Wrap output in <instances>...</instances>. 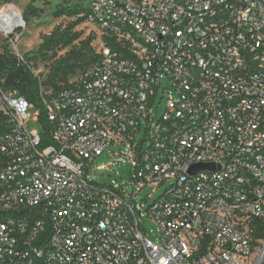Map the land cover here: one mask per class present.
<instances>
[{
  "label": "built area",
  "instance_id": "built-area-1",
  "mask_svg": "<svg viewBox=\"0 0 264 264\" xmlns=\"http://www.w3.org/2000/svg\"><path fill=\"white\" fill-rule=\"evenodd\" d=\"M83 8L113 42L68 86L41 89L46 127L40 108L0 89L12 121L0 138V264H264V0ZM9 11L0 33L13 43L25 23ZM110 147L124 148L129 181L89 178ZM198 164L214 167L190 173Z\"/></svg>",
  "mask_w": 264,
  "mask_h": 264
},
{
  "label": "trees",
  "instance_id": "trees-1",
  "mask_svg": "<svg viewBox=\"0 0 264 264\" xmlns=\"http://www.w3.org/2000/svg\"><path fill=\"white\" fill-rule=\"evenodd\" d=\"M36 0H33V3ZM29 4L23 13V19L27 23L31 18H40L44 9ZM44 5H50V0H44ZM85 8L78 0L73 5L56 3L52 13L54 18H77L64 28L55 27L51 33L43 35L37 51L24 54V60H20L8 46L3 47L0 53V89L5 93H11L23 97L37 108L41 109L40 122L46 127V115L40 94L41 89L58 92L68 86L76 76L84 72L98 59L97 46L93 47L94 35L81 39V32L75 27L85 22ZM100 42L111 46L113 39L100 35ZM77 43V44H76ZM63 55L56 56L57 51L69 48ZM53 53L52 62L48 72L36 75L34 68L38 57H45ZM12 121L9 112L0 104V138L11 129Z\"/></svg>",
  "mask_w": 264,
  "mask_h": 264
},
{
  "label": "rangeland",
  "instance_id": "rangeland-1",
  "mask_svg": "<svg viewBox=\"0 0 264 264\" xmlns=\"http://www.w3.org/2000/svg\"><path fill=\"white\" fill-rule=\"evenodd\" d=\"M56 1L50 0V5L45 6L44 0H36L34 3L33 0H0V10L9 7L11 8V11H14L21 15L22 19L25 8L31 3H33L36 7H41L44 9V13L38 19L31 18L27 23L23 19L25 25L24 27L18 29L13 35V43L8 42V40L5 39L0 33V53L3 51V47L5 46H8L11 52L18 50L20 55L35 52L37 51L39 44L41 43V38L43 35L51 33L52 30L57 26L64 28L71 22L76 21L77 18L74 17L54 18L52 16L56 3L73 5L76 0ZM78 3H80L82 7H86L88 5V0H78ZM75 30L81 32V39H84L89 35H94L95 39L92 42V45L93 47H99L98 44L101 38L100 33L86 21L75 27ZM68 49H70V47L61 51H57L55 55H63ZM53 55V53H50L45 57H38L36 61V67L34 68V72L37 75L44 76L48 72V67L52 62ZM163 85L165 86L166 83L164 82ZM165 105L166 100L163 99L162 103L155 109L157 118H159L163 113ZM28 112L30 116L35 115V110H29ZM27 127L30 130H41L40 123L35 122L32 119H29L27 121ZM141 137L142 134L138 135V139H140ZM118 152L124 153V148L110 147L106 149L103 154L92 163L91 169L93 172L89 174V178L95 182L106 184H111L112 181H117L118 183L129 181L131 165L126 162L125 159L121 162H117L116 159L118 158V156H115V153ZM167 185L168 183L160 185L158 187L145 188L138 196V200L140 202H143L145 205L151 204L156 198L161 195ZM128 190L130 189L128 188ZM143 228L152 240L155 241L157 239L158 229L154 222H152L148 218H144Z\"/></svg>",
  "mask_w": 264,
  "mask_h": 264
},
{
  "label": "water",
  "instance_id": "water-1",
  "mask_svg": "<svg viewBox=\"0 0 264 264\" xmlns=\"http://www.w3.org/2000/svg\"><path fill=\"white\" fill-rule=\"evenodd\" d=\"M214 166L212 164H198V165H194L190 168V173H194L197 170H208V169H212Z\"/></svg>",
  "mask_w": 264,
  "mask_h": 264
},
{
  "label": "bare ground",
  "instance_id": "bare-ground-1",
  "mask_svg": "<svg viewBox=\"0 0 264 264\" xmlns=\"http://www.w3.org/2000/svg\"><path fill=\"white\" fill-rule=\"evenodd\" d=\"M7 19H9V18H11V19H13V20H15V21H17V22H20L21 20L19 19V14L18 13H16V12H14V11H9L7 14ZM2 17H5V16H2ZM23 22V21H22ZM21 22V23H22ZM23 24V23H22Z\"/></svg>",
  "mask_w": 264,
  "mask_h": 264
},
{
  "label": "crops",
  "instance_id": "crops-1",
  "mask_svg": "<svg viewBox=\"0 0 264 264\" xmlns=\"http://www.w3.org/2000/svg\"><path fill=\"white\" fill-rule=\"evenodd\" d=\"M54 1V0H53ZM56 1V0H55ZM57 2V1H56Z\"/></svg>",
  "mask_w": 264,
  "mask_h": 264
}]
</instances>
